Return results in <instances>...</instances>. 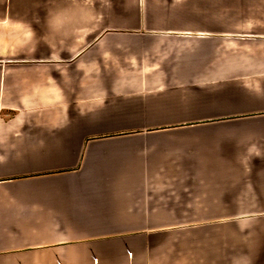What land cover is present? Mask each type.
Segmentation results:
<instances>
[{
    "label": "crops",
    "instance_id": "0c3cea01",
    "mask_svg": "<svg viewBox=\"0 0 264 264\" xmlns=\"http://www.w3.org/2000/svg\"><path fill=\"white\" fill-rule=\"evenodd\" d=\"M0 264H264V0H0Z\"/></svg>",
    "mask_w": 264,
    "mask_h": 264
},
{
    "label": "rangeland",
    "instance_id": "374dc122",
    "mask_svg": "<svg viewBox=\"0 0 264 264\" xmlns=\"http://www.w3.org/2000/svg\"><path fill=\"white\" fill-rule=\"evenodd\" d=\"M52 43H54V42H52V41H45V42H43V41H38V42H36V49L37 50H39V51H42V52H44L45 50H47V48H50L51 47V44ZM65 43L67 44V45H69V43L70 42H68V41H65ZM67 54H70V53H67ZM232 93H231V91L229 90V91H227V92H223V93H221L220 94V99H221V102L223 101L224 102V104H225V107H226V109L228 110V111H230V110H237V109H245V108H249V105L248 104H240V101L239 100H236V99H233L232 98ZM206 100H204V99H202V97H201V99H200V102L201 103H204ZM254 103H258L257 101L256 102H254ZM253 103V104H254ZM259 105L260 104H263V102H259L258 103ZM90 127H93V124H90L89 125ZM86 127V125L84 124H81V125H79L78 127H77V129H82V128H85ZM61 155H63V154H57V153H50L49 155H45V156H39V153H38V155L35 157V161H39L40 163L43 161V159H44V161L46 162V163H50V162H53L54 160H56V159H58L59 157H61ZM42 158V159H41ZM40 159H41V161H40ZM42 164V163H41ZM71 187V186H70ZM45 205H46V203H44V202H41V203H38V205H37V207L39 206V207H45ZM44 221H46V220H49L50 218H42Z\"/></svg>",
    "mask_w": 264,
    "mask_h": 264
}]
</instances>
